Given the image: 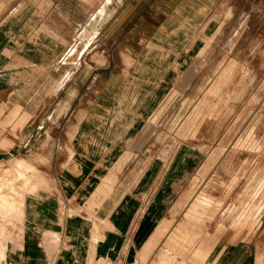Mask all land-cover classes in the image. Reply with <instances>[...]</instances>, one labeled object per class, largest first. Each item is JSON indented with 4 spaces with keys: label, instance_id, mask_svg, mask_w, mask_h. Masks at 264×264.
Masks as SVG:
<instances>
[{
    "label": "rangeland",
    "instance_id": "1",
    "mask_svg": "<svg viewBox=\"0 0 264 264\" xmlns=\"http://www.w3.org/2000/svg\"><path fill=\"white\" fill-rule=\"evenodd\" d=\"M0 188V264H264V0H0Z\"/></svg>",
    "mask_w": 264,
    "mask_h": 264
},
{
    "label": "bare ground",
    "instance_id": "2",
    "mask_svg": "<svg viewBox=\"0 0 264 264\" xmlns=\"http://www.w3.org/2000/svg\"><path fill=\"white\" fill-rule=\"evenodd\" d=\"M107 13V11L105 10L104 7L100 8L99 12L97 13V17L101 20H103L104 18V15ZM87 29L91 30V24H89L87 26ZM91 38V37H90ZM99 53V52H98ZM92 56V55H91ZM103 57V56H102ZM104 58V57H103ZM98 59V58H97ZM100 60V59H99ZM107 62V61H106ZM65 64H68L67 61L65 62ZM72 64V63H71ZM70 64V65H71ZM77 65V64H76ZM73 66V65H72ZM71 66V67H72ZM76 69V68H75ZM66 71V70H65ZM106 75V74H105ZM187 75V74H186ZM186 75H184V77H186ZM102 76V75H101ZM98 78V77H97ZM100 80V79H99ZM97 80V81H99ZM72 81V80H71ZM96 83V82H95ZM94 86V85H92ZM100 87V86H99ZM98 89V88H97ZM89 90V89H88ZM99 91V90H98ZM80 93V92H79ZM83 95V94H82ZM81 95V96H82ZM88 96V95H87ZM75 99V98H74ZM83 106V105H82ZM81 106V107H82ZM84 107V106H83ZM70 108V107H68ZM71 109V108H70ZM82 108H80L81 110ZM85 109V108H84ZM79 111V110H77ZM82 111V110H81ZM81 113V112H79ZM121 113V112H120ZM156 118V117H155ZM157 121V120H156ZM105 117L101 116V115H97V117L95 118V120L93 121L92 123V127L93 128H98L101 129L102 127L105 126ZM143 126V125H142ZM116 130V126H111L110 127V131L109 133L112 134L114 133V131ZM150 132V129L148 128L147 131H143L141 133H138V135L135 137V141L137 143H143L149 136V133ZM108 133V134H109ZM122 137V136H121ZM132 139V138H131ZM21 163H19L20 165ZM16 166V165H15ZM21 166V165H20ZM19 167V166H18ZM17 167V168H18ZM21 168V167H20ZM22 170V169H20ZM23 171V170H22ZM20 175L22 176H25V174L23 173H20ZM19 178V177H18ZM22 178V177H21ZM19 178V179H21ZM168 197L170 196H167L166 198L163 197L162 200L157 204L156 208L153 210V212L151 213L152 217L160 212H162L164 206L166 204H168ZM17 200L16 197L13 196L12 192L10 191H3V189L0 188V240H4L5 238L8 239V233L6 232V228L8 226V224H10V221H11V216L13 215V212L14 211H20L21 210V204L18 205L17 203ZM151 219L152 218H149L147 220V227L150 226V222H151ZM150 229V228H149ZM143 231V230H141ZM138 237L142 238L143 237V233L141 234H138L137 235ZM111 241H114V238L113 236H111L110 234H107V243L109 244ZM153 244V243H152ZM150 243L149 245V248H151L153 245ZM3 246L4 244L0 243V260L1 259H4V256H5V252L3 250ZM163 256V255H162ZM201 264H204V263H201Z\"/></svg>",
    "mask_w": 264,
    "mask_h": 264
},
{
    "label": "crops",
    "instance_id": "3",
    "mask_svg": "<svg viewBox=\"0 0 264 264\" xmlns=\"http://www.w3.org/2000/svg\"><path fill=\"white\" fill-rule=\"evenodd\" d=\"M73 34H74V29L70 28V31L67 30V34H66V36L62 37V40H60L61 38H59V37L57 39L60 42H62V46H66V45L68 46V44H69L68 42L70 40H74V36H72ZM73 43H72V47H73ZM102 217H105L104 213L102 214ZM148 219H149V216H148L147 220ZM107 234L105 233L102 240L99 239L98 242H96L95 240L92 241L93 242L92 247H93V252H94L93 257H89L88 255H84V251H82L81 249H78V250H75V252H76L75 255L66 256L65 259L62 261V264H106L107 262H109L107 259L114 261L112 258H108V256H106V250L108 249ZM110 235L113 236L114 240L116 239V237L114 235H112V234H110ZM54 236L55 235H53L52 237H54ZM52 237L49 240L47 239L46 242H44L45 246L51 247V246L55 245L54 244L55 239H53ZM83 242H85V241H83ZM113 243H114V241H111L109 243V245H111ZM78 245H79L78 247H81L84 244H82L80 242ZM70 246H73V245L70 243ZM50 254H52V253H50ZM112 261H111V263H112ZM37 263L39 264V262H37Z\"/></svg>",
    "mask_w": 264,
    "mask_h": 264
}]
</instances>
